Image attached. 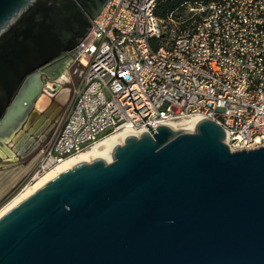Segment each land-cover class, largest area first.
<instances>
[{
  "label": "water",
  "instance_id": "obj_1",
  "mask_svg": "<svg viewBox=\"0 0 264 264\" xmlns=\"http://www.w3.org/2000/svg\"><path fill=\"white\" fill-rule=\"evenodd\" d=\"M108 1L0 0L8 157L39 144L33 132L25 146L8 145L47 89L43 73L69 57ZM225 138L201 117L191 129L129 135L112 161L64 170L0 217V264H264V146L231 151Z\"/></svg>",
  "mask_w": 264,
  "mask_h": 264
},
{
  "label": "built area",
  "instance_id": "obj_2",
  "mask_svg": "<svg viewBox=\"0 0 264 264\" xmlns=\"http://www.w3.org/2000/svg\"><path fill=\"white\" fill-rule=\"evenodd\" d=\"M159 1L109 0L70 51L69 96L18 194L120 131L204 117L231 151L264 146V0L188 4L185 22Z\"/></svg>",
  "mask_w": 264,
  "mask_h": 264
},
{
  "label": "bare ground",
  "instance_id": "obj_3",
  "mask_svg": "<svg viewBox=\"0 0 264 264\" xmlns=\"http://www.w3.org/2000/svg\"><path fill=\"white\" fill-rule=\"evenodd\" d=\"M37 115H38V107L35 109L34 113L30 117V119H29L28 123L26 124L24 130H22V132L15 138V140L13 142H10L11 144H8L9 147H12V145L17 144V141L20 142L21 140H24L27 142V137L29 136V134H31L33 132L37 133V130H39L38 133L41 132V130L43 129L42 127H44L45 120H44V118H42L37 123H34V119L36 118ZM198 119H200V117H196V118L186 120L184 122L179 123L178 125L173 124L172 127H181V128H185V129H191L195 125V123ZM26 129H30V132L25 133ZM135 134L136 133L131 132V131H120V132L113 134V135L105 138L104 140L100 141L92 149L84 151L81 154L71 158L70 160L63 162L62 164L59 165V167L57 169L52 170V171L48 172L47 174H45L43 177H41L39 180H37V182L34 185L28 187L26 190L21 192L17 197H15L11 202H9L3 209H1L0 217L4 213H6L10 208H12L14 205H16L17 203L22 201L25 197H27L28 195L33 193L35 190H37L39 187L44 185L47 181H49L50 179H52L53 177H55L59 173L63 172L64 170L73 167L78 162H81V161L92 162L95 158H102V159L106 160L107 162L112 161L113 160L112 151L115 148V146L122 145L124 143L126 137H128L129 135H135ZM1 154L5 158V161H7V162H11L13 160H16L15 155H10L11 157L9 158L8 157L9 155H7V153L5 151H3L2 149H0V155Z\"/></svg>",
  "mask_w": 264,
  "mask_h": 264
},
{
  "label": "flooded vegetation",
  "instance_id": "obj_4",
  "mask_svg": "<svg viewBox=\"0 0 264 264\" xmlns=\"http://www.w3.org/2000/svg\"><path fill=\"white\" fill-rule=\"evenodd\" d=\"M72 61H73L72 56L69 55L67 59L60 62V64L55 70L54 69L52 70L53 72L51 74L43 73L42 75V78L44 79V81L47 82L46 83L47 89L43 92L42 98L39 99V101L37 102V107H38V114L40 113V111L43 114L45 112L46 113L45 115L41 114L40 117L38 118L36 117L37 120L36 122H34V123H37L42 118H44L45 120L44 127H42L43 129L40 132L41 133L40 136L42 135V138L39 136H36V133L32 135L36 140L41 141L39 142L38 147L36 146L37 148H39L40 145L43 144L44 141L51 135L52 131L55 129V126L63 112V108L67 101V98L69 96V91H70L69 89L70 83H71L70 67H71ZM53 100L59 103L58 106L54 104L49 110H47L49 108V101L51 102ZM25 131H26L25 133H29L30 129H26ZM38 131L39 130H37V133ZM24 142H23L24 143L23 146L26 145V141ZM31 153H29L28 155H30ZM24 157H25L24 154H19L16 159L24 158ZM0 159L2 158L0 157ZM13 161H16V160H13Z\"/></svg>",
  "mask_w": 264,
  "mask_h": 264
},
{
  "label": "rangeland",
  "instance_id": "obj_5",
  "mask_svg": "<svg viewBox=\"0 0 264 264\" xmlns=\"http://www.w3.org/2000/svg\"><path fill=\"white\" fill-rule=\"evenodd\" d=\"M183 14L186 16L188 15L185 12H183ZM54 104L58 106L59 103L55 100L49 101V108L47 110ZM45 113L43 114L40 111L36 117H40L41 114L45 115ZM37 118L34 119V122H36ZM39 142L41 141L38 140V143ZM37 147L33 149L34 151H31L32 153L30 155H25L24 158L16 159V161L6 162L5 159H0V211L19 195L18 192H20L21 188L30 180L36 161L34 157L40 148ZM15 154H17L18 157L19 154Z\"/></svg>",
  "mask_w": 264,
  "mask_h": 264
},
{
  "label": "trees",
  "instance_id": "obj_6",
  "mask_svg": "<svg viewBox=\"0 0 264 264\" xmlns=\"http://www.w3.org/2000/svg\"><path fill=\"white\" fill-rule=\"evenodd\" d=\"M211 0H160L156 8V15L162 19L167 18L171 13L181 17V20L185 22L189 14L187 13L188 4H196L200 2H209ZM185 12L187 16L183 14ZM185 17H184V16Z\"/></svg>",
  "mask_w": 264,
  "mask_h": 264
},
{
  "label": "crops",
  "instance_id": "obj_7",
  "mask_svg": "<svg viewBox=\"0 0 264 264\" xmlns=\"http://www.w3.org/2000/svg\"><path fill=\"white\" fill-rule=\"evenodd\" d=\"M46 104H48V103H46ZM41 134V133H40ZM40 134H38V135H36V136H39V137H41L42 138V135L40 136ZM36 140V139H35ZM36 141H38V140H36ZM15 155V154H14ZM16 156V158H17V154L15 155ZM10 158V157H9Z\"/></svg>",
  "mask_w": 264,
  "mask_h": 264
}]
</instances>
